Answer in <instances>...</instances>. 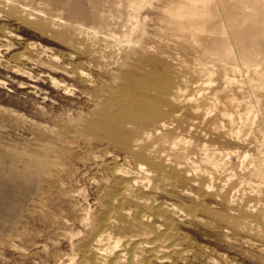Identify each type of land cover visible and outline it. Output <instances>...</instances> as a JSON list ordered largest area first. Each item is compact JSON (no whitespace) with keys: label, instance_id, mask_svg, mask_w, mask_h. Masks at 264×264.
Masks as SVG:
<instances>
[{"label":"rangeland","instance_id":"1","mask_svg":"<svg viewBox=\"0 0 264 264\" xmlns=\"http://www.w3.org/2000/svg\"><path fill=\"white\" fill-rule=\"evenodd\" d=\"M137 166L193 216L156 264H264V0H0V264H88Z\"/></svg>","mask_w":264,"mask_h":264},{"label":"bare ground","instance_id":"2","mask_svg":"<svg viewBox=\"0 0 264 264\" xmlns=\"http://www.w3.org/2000/svg\"><path fill=\"white\" fill-rule=\"evenodd\" d=\"M44 164L36 159L25 165L42 168ZM111 172L119 174V179L108 192L96 230L85 242L87 263L156 264L182 258L184 241L170 227L172 218L193 219L191 211L181 212L175 206L143 195L148 188L162 190V181L142 167L133 171L113 168ZM152 219L164 226L151 224Z\"/></svg>","mask_w":264,"mask_h":264}]
</instances>
